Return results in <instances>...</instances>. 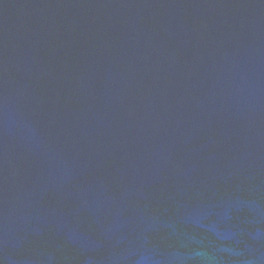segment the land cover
<instances>
[{
  "label": "water",
  "instance_id": "95a60500",
  "mask_svg": "<svg viewBox=\"0 0 264 264\" xmlns=\"http://www.w3.org/2000/svg\"><path fill=\"white\" fill-rule=\"evenodd\" d=\"M0 264H264V0H0Z\"/></svg>",
  "mask_w": 264,
  "mask_h": 264
}]
</instances>
